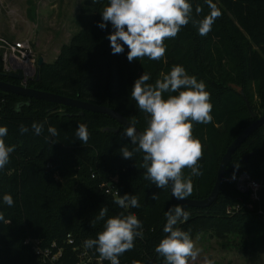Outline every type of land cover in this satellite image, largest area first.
Listing matches in <instances>:
<instances>
[{
	"label": "trees",
	"instance_id": "trees-1",
	"mask_svg": "<svg viewBox=\"0 0 264 264\" xmlns=\"http://www.w3.org/2000/svg\"><path fill=\"white\" fill-rule=\"evenodd\" d=\"M190 2L194 9L197 4L203 9L198 17L194 13L196 19L211 11L205 0ZM107 3L85 0L76 19L78 32L53 63L45 62L38 69L27 87L111 108L143 131L148 116L130 98L135 80L145 72L151 75L149 83H154L161 73L182 65L206 84L213 105L212 122L193 127L194 137L203 145V175L193 177V193L187 199L204 200L215 186L229 146L264 114V0H212L222 15L207 36L189 23L176 38L165 41L163 60L132 62L127 60V46L123 54H112L107 39L113 31L111 24L106 29L97 26ZM3 73L1 61L0 80L22 85L3 78ZM16 105H22L19 111ZM81 112L0 91V126L8 129L6 145L15 148L9 164L0 170V213L4 216L0 264H43L27 240L39 241L42 249L53 253L62 250L58 264H77L84 253L95 261L90 264H99V254L85 248L84 241L102 231L103 221L90 223L102 206L108 207L109 217L123 211L142 221L143 239L136 238L135 247L119 257L120 264H164L155 247L165 235V212L177 205L170 188L158 189L143 178L142 153H134L132 159L122 157V147L130 151L135 147L122 138L124 127L106 115ZM33 122L44 123L41 135L32 130ZM81 123L89 131L87 144L75 136ZM21 125L28 131L22 133ZM50 126L59 134L46 140ZM189 171L185 169V175ZM243 175L259 182V201L239 189L238 179ZM106 184L116 186L120 195L138 196L141 206L120 209L114 203L116 197L106 193ZM153 193L159 194L158 200L151 199ZM4 194L13 197L11 207L3 203ZM183 207L190 216L177 227L190 231L192 239L203 234L227 242L237 239L236 249L247 254L264 249V126L236 151L216 203L209 208Z\"/></svg>",
	"mask_w": 264,
	"mask_h": 264
},
{
	"label": "clouds",
	"instance_id": "clouds-1",
	"mask_svg": "<svg viewBox=\"0 0 264 264\" xmlns=\"http://www.w3.org/2000/svg\"><path fill=\"white\" fill-rule=\"evenodd\" d=\"M100 2L92 0L93 4ZM205 2L211 9L210 13L196 19L203 9L199 4L194 9L190 0H108L100 12L102 19L97 26L106 29L111 24L113 31L107 39L113 55L123 54L127 46L129 62L144 58L161 61L166 55L165 41L176 38L189 23L201 36H207L212 30V25L222 13L212 0ZM150 80L151 75L143 72L135 80L130 94L139 110L147 114V126L138 131L135 121L129 123L122 138L130 140L135 147L130 151L124 146L120 153L124 159H132L134 153H142L140 166L146 170L143 178L158 189L170 188L175 199L184 200L193 193V177L203 175L200 164L203 145L194 137L193 127L194 123L206 125L212 122L211 94L206 90V84L189 75L182 65H174L168 73H161V78L154 83H149ZM165 94H168L166 98ZM15 110L19 111L20 105H16ZM31 128L36 135H41L44 123L33 122ZM20 131L27 132L28 128L21 125ZM47 131L49 136L45 137L46 140L59 134L55 127L50 126ZM7 134V127L0 126V170L9 164L10 155L15 150L14 146L6 145L4 137ZM75 136L82 144H87V125L78 124ZM51 142L55 143L54 140ZM185 169L190 170L188 175H185ZM151 199L158 200L159 194L153 193ZM2 200L9 207L14 204L10 194H4ZM114 203L125 210L141 206L138 196L128 193L118 194ZM108 212V207L102 206L90 222L94 226L103 221V229L96 238L86 239L84 247L94 249L101 260L120 264L119 257L135 247L136 238L143 239V225L135 214L122 211L109 217ZM164 215L165 235L156 245L155 252L163 258L164 264H189L190 260H196L199 249L190 231L177 227L189 219L190 213L177 204ZM0 221H4L2 213ZM204 264H214V261L205 258Z\"/></svg>",
	"mask_w": 264,
	"mask_h": 264
},
{
	"label": "rangeland",
	"instance_id": "rangeland-1",
	"mask_svg": "<svg viewBox=\"0 0 264 264\" xmlns=\"http://www.w3.org/2000/svg\"><path fill=\"white\" fill-rule=\"evenodd\" d=\"M84 2L0 0V62L4 63L5 55H10L5 43L13 45L30 41L38 61L43 58L46 63H53L61 48L69 44L78 32L76 19ZM33 7H36L35 18ZM245 188L246 185L241 183L243 193H247ZM193 240L199 249V256L196 260H190L189 264H204L205 258L214 261V264H264V249L247 254L236 249L237 239L231 238L227 242L203 234Z\"/></svg>",
	"mask_w": 264,
	"mask_h": 264
},
{
	"label": "water",
	"instance_id": "water-1",
	"mask_svg": "<svg viewBox=\"0 0 264 264\" xmlns=\"http://www.w3.org/2000/svg\"><path fill=\"white\" fill-rule=\"evenodd\" d=\"M32 14L33 17L35 18L36 14V7H33L32 9ZM45 63V60L43 58H40L38 61V69L43 66ZM3 78H9L17 81H24L25 80V74L23 71H20L18 73L12 72V73H3L1 75ZM33 79H30L32 81ZM0 91L4 93H12L17 96H21L24 98H28L30 100H39V101H45L48 103H53L57 105H62L66 107H71L75 108L78 110H81V115L84 114V112H93V113H98V114H103L111 119L115 120L120 126L126 128L129 126L128 124L131 123L126 117H124L121 113L105 107L101 105H96L92 104L89 102H84L78 99H72L69 97L61 96V95H56L52 93H46L42 91H37L35 89L28 88L27 86H22V85H14L5 81L0 80ZM23 105V104H22ZM20 105V107L22 106ZM247 106L252 113L253 117L256 118V116L253 114V110L249 102L247 101ZM264 126V114L257 118V120L248 128L246 129L242 134H240L237 139L229 146L227 149V152L225 153L219 170L217 174V180L215 183V186L209 195L204 200H192V199H184V200H177L173 197L171 189H170V195L173 201L176 204L182 205V206H188V207H195V208H209L212 205L216 203L218 200L223 184L225 181V176H226V171L232 161L233 156L235 155L236 151L241 147V145L253 134L255 131L260 129L261 127ZM136 127V126H135ZM137 128V127H136ZM138 131H141L139 128H137ZM118 132V130L116 131ZM246 161L248 160V156L245 158Z\"/></svg>",
	"mask_w": 264,
	"mask_h": 264
},
{
	"label": "built area",
	"instance_id": "built-area-1",
	"mask_svg": "<svg viewBox=\"0 0 264 264\" xmlns=\"http://www.w3.org/2000/svg\"><path fill=\"white\" fill-rule=\"evenodd\" d=\"M5 47L7 51H10V55H5L4 59L5 73H18L23 71L25 74V80L21 83L22 85L27 86V83L30 81V79H34L33 77L36 76L38 71V59L33 53L31 42H19L14 43L13 45L5 43ZM115 182L117 183V180ZM241 183L246 185L245 191L251 193V199L254 202L259 201V182L252 180L249 175H243L238 179L239 189ZM104 187L108 195H112L113 197L117 198L119 191L117 190L116 186L106 184ZM26 245L32 246L34 252L43 264H58L59 259L63 255L62 250L53 253L52 249H42L40 247V242L36 240H27ZM93 262L95 261L88 257L86 253H84L80 255V260L77 264H90ZM96 262L102 264L103 260L97 259Z\"/></svg>",
	"mask_w": 264,
	"mask_h": 264
}]
</instances>
